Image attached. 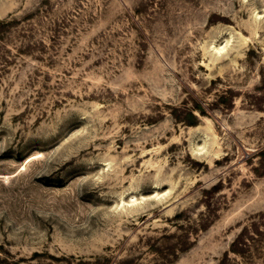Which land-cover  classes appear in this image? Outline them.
I'll list each match as a JSON object with an SVG mask.
<instances>
[{
  "label": "rangeland",
  "instance_id": "374dc122",
  "mask_svg": "<svg viewBox=\"0 0 264 264\" xmlns=\"http://www.w3.org/2000/svg\"><path fill=\"white\" fill-rule=\"evenodd\" d=\"M11 16L0 264H264V0H0ZM192 98L209 116L176 123Z\"/></svg>",
  "mask_w": 264,
  "mask_h": 264
},
{
  "label": "trees",
  "instance_id": "16d2710c",
  "mask_svg": "<svg viewBox=\"0 0 264 264\" xmlns=\"http://www.w3.org/2000/svg\"><path fill=\"white\" fill-rule=\"evenodd\" d=\"M17 22H18V20L13 18L12 16L9 18H6L4 20H0V43H4L5 39H7L8 35L10 34L14 25ZM0 50H1V48H0ZM23 51L20 50L19 53H22ZM8 58L9 57H7L6 55L5 56H3L2 54L0 55V74L2 72L6 71V68H7L6 66L10 62ZM227 93H229V92H227ZM225 96L226 95H222L220 97V100H225ZM229 106L230 107L232 106V102H230ZM227 109H229V108H227ZM170 114H171L172 119H174L176 123L182 124V125L187 126V127L197 126L200 123V120H201L200 117H208L209 116V112H208L207 107L204 106L202 102L196 100V98H192L191 103H189L188 101H185L182 106L173 107ZM259 154L261 156V159L264 160V150L259 152ZM255 171H258V169H256ZM220 185H221L220 183L213 185V187L209 191H205V193H212V194L218 193L221 190ZM206 206H207L206 209L208 210L209 209L208 205H206ZM184 216H185V212L182 211L176 215L175 220L176 219L181 220ZM260 216H262L264 219V213H262ZM216 217H217V215L215 214V212L212 213V211H209V214L206 217V219H202L201 223L200 222L198 223L197 229L206 231V229H208L211 226V224L216 219ZM247 231H248L247 229H244L241 232V234L237 237V239L233 241V243L230 246V248H231L230 251L232 253L234 252L237 254H241V249L239 248V245L242 242H244V237L246 236ZM257 231H258V233H260L259 229ZM190 235L191 234H189V233H185L182 236L183 239L181 240L179 246H177L179 248L176 249V252H177V250H180L181 252H185L188 250L190 245L187 244V241H188ZM153 249H155V248H153ZM168 249L170 251L173 250L172 248H168ZM155 251L158 254H159V252L161 254H163V251L160 250L159 248L155 249ZM172 252H174V251H172ZM169 254H167V255H169ZM225 257L227 259L228 254H226ZM166 262L170 263V261H166ZM219 264H223V260L220 261Z\"/></svg>",
  "mask_w": 264,
  "mask_h": 264
}]
</instances>
